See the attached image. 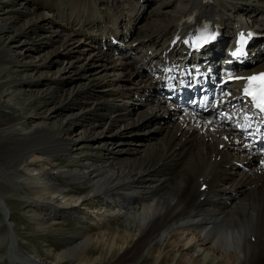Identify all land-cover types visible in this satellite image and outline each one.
I'll return each instance as SVG.
<instances>
[{"label": "bare ground", "instance_id": "1", "mask_svg": "<svg viewBox=\"0 0 264 264\" xmlns=\"http://www.w3.org/2000/svg\"><path fill=\"white\" fill-rule=\"evenodd\" d=\"M129 1L127 5L122 0L119 6L110 1L111 8L103 11L95 2H88L81 11L77 26L73 27L62 23L55 13L42 14L37 6L31 9V0H0V105L4 97L12 101V97L17 94L19 97L20 92L31 87L28 85L43 81L40 74L32 77L22 72L36 71L42 65L57 61L52 55L58 48L47 51L39 63H32L24 60L25 53L11 51L9 43L32 42L35 31L53 28L54 23L57 26L51 29L50 44L59 41L58 47L68 50L67 57L72 55V47L81 46L83 54L88 53V56L80 57L82 52L78 50L75 61L84 59V62L74 73L81 74L80 77L86 80L92 76L88 74L96 75L92 80L83 81L87 92L83 91V86L67 87L64 91L59 83L65 69H60L61 77L51 80L45 76L46 89L39 91L34 103H25L26 106L21 107V111L27 106L33 111L25 110L29 114L24 117L0 119L3 160L0 161V175L19 191L21 197L25 193L30 199V205L35 209L32 219L37 230L47 233L53 228V222L65 212H71L79 222L77 230L69 233L64 250L55 253L54 262L45 260L37 251L29 253L15 248L9 240L7 226L1 223L0 261L59 264L66 259L71 264H94L118 250L122 254L116 264L134 263L142 255L154 258L150 264H158L163 259L166 264L174 260L175 264H198L199 261L192 256V259L187 257L184 260L186 254L178 259H175L176 253L173 254L180 246L186 249L193 245V248L199 247L195 251L201 249L204 253L202 263L264 264V153L258 154L251 149L253 157H248L245 144L232 143L231 131L225 130L230 127L225 113H220V117L175 116V108L164 103V98L159 95L160 83L148 71L156 66L161 57L159 53L173 50L168 49L170 37L185 35L191 22L200 24L207 20L213 29L241 26L245 16L255 11L264 12V0L250 4L254 8L249 4L243 6L241 0H187L186 3L180 2L179 8L173 9L175 14L169 16L164 10L174 0H162L145 18L144 34L131 39L134 20L142 14L139 0ZM72 9L79 11V8ZM12 12L26 15L28 19L18 26L19 17L11 16ZM192 13L193 18L181 19ZM88 17L90 21H87ZM59 26L67 32H57ZM88 28L91 31H87ZM237 28L229 29L228 34ZM111 36L118 42L123 41L124 45L111 46ZM181 40L179 36L173 46L180 45ZM144 43L150 45L137 56L136 71L128 76L120 75L129 65L124 57L128 51L126 48L136 51ZM159 43L156 49L154 45ZM103 44L107 45L105 49ZM222 44L217 42L214 48H220ZM112 48L118 49L119 55H113ZM69 62V66H73ZM261 64L260 68H257L258 63L251 69L264 68V62ZM17 69L20 70L14 79L4 75L7 70ZM113 71L115 78L109 77ZM117 96H122V102L114 101ZM79 100L86 105L79 107L76 104ZM136 101L146 104L147 108L132 118L130 112ZM46 103H50V107L44 110L41 107L44 108ZM67 104H76L80 109L62 114L61 108L68 107ZM102 110H109L112 117L105 118L100 113ZM27 120L28 123L33 120L35 128L30 130ZM186 120L189 125L184 124ZM76 125L81 128V135L73 137ZM204 127L208 129L204 131ZM150 131L158 133L156 139L134 144L137 133ZM123 144L126 146L122 147ZM91 145L94 147H89ZM3 164L11 170L4 168ZM20 169L24 174L19 173ZM163 169L166 171L158 175ZM12 173L15 175L11 176ZM59 176L67 182L65 186L55 182ZM201 183L206 184L203 190L199 189ZM72 184H79L86 193L75 191ZM98 194L117 198L114 204L120 205L118 212L123 209L118 216L123 218L124 226L120 229L116 224L109 228L97 223L92 226L99 233L93 236L89 233L91 224L87 223L92 216L82 211L79 205L91 195ZM6 206L7 201L0 193L3 215ZM93 210L104 216L98 208ZM172 224L175 226L168 236L167 228ZM10 229L13 231V226ZM72 234L80 237L78 242L72 241ZM252 235L254 240H251ZM92 244L101 246V252L95 258L88 254Z\"/></svg>", "mask_w": 264, "mask_h": 264}, {"label": "rangeland", "instance_id": "2", "mask_svg": "<svg viewBox=\"0 0 264 264\" xmlns=\"http://www.w3.org/2000/svg\"><path fill=\"white\" fill-rule=\"evenodd\" d=\"M41 1L42 0H31L30 8L34 10L35 6L41 4ZM109 1H111L112 3L113 2L114 3H118V6H119L120 3H122L121 2L122 0H119L118 2H117V0H115V1L114 0H109ZM161 1L162 0H160L159 3L155 4L153 7L159 6ZM186 1L185 2H181V3H186ZM258 1H260V0H256L255 2H258ZM88 2L94 4V1L88 0L82 6L79 7L78 13L74 9H72V12L70 13V15L68 17H63V18L57 17V18L62 23L66 24V25L76 27L74 24H78V20L81 18V11L88 4ZM255 2L253 3L250 0H246V2H243L242 5L246 6L248 4L249 5L250 4H255ZM106 5H107V3H106ZM253 6L254 5H250L251 8H254ZM153 7L151 9H153ZM73 8H75V7H73ZM124 8H126V7H124ZM120 10H123V9H120ZM38 11L40 13H42V14L49 15L50 12H52L51 14H53L54 7H52L51 5H48V6H45V7L39 6L38 7ZM164 11H166V10H164ZM172 11H173V9H172ZM12 13L13 14H11V16L13 15L15 17H19L18 26L23 22V20L28 19V18H26V15H23L21 13H18V12L17 13L16 12H12ZM55 14L57 15V12ZM174 14L175 13L173 11V13H167V16L174 15ZM88 18H87V21H90V18L89 19ZM67 23H69V24H67ZM54 26H53V28L49 27L48 29H40L38 31H35L34 37L32 38V42H30L28 40L29 42L27 44L21 43V42H18V41L9 43V45L11 46V51L17 52V53H23V54L25 53L27 56L24 58V60L25 61L29 60V62H32V63L33 62L34 63H39L41 58H43L45 56V53L47 51H51L54 48H58L56 54L52 55L53 59L57 58V61H55L53 63H50V64H47V65H42V66L38 67L36 71L27 70L26 72H22L21 73V74L25 73V76H32V77L37 76V75L40 74L42 76V80L43 81L36 82V83L28 85V86H31V87L25 88L24 91L20 92L22 95L19 94V97H18V94H17V97L16 96L12 97L13 98L12 101H11V99L9 100L8 97H4L3 100H1L2 104L0 105V119L3 118L5 120H11V119L16 118V117H24L25 115L29 114V113H25L26 111H28V112L33 111V109H31V108L29 109L28 108L29 106H27V109H25L26 111L23 110V109H22L23 111H21V107H23V106L25 107L26 104L28 105V104L34 103L35 96L38 95L39 91L40 90L42 91L43 89H46L45 80H44L45 76H46L45 79L50 77L51 80L53 78L57 79V78L61 77L60 69H65V72L63 74L64 76L62 75L63 79L59 83V86H60V88L62 87L61 88L62 90L67 91V87L68 88H70V87H73V88L74 87H79V88H81V86H83L82 87V89H84L83 91L87 92V87H86V85L84 83L86 79H84L83 76L80 77L81 74L74 73V71L78 70V67L80 66V64L84 62V59L79 60L80 63L78 61H75L76 60V56L79 54L78 50L82 52L80 54V57H82L85 54L88 56V53H84L83 54V51H82L83 48L81 46H77V47H72V48H74V51H72V55H71L73 57H71V56L67 57L66 54L68 53L67 52L68 50H64V48L62 49V47H58L60 45L59 41L56 40V42H53V43L50 44L49 36L52 35L51 29H54ZM56 26H57V24H56ZM144 26H145V24H144ZM90 28H88L87 31H91ZM63 29H65V28L63 27ZM64 32L65 33L67 32L66 29L64 30ZM53 36L59 38V36L57 34H54ZM80 44L85 45V43H80ZM69 47H71V45H69ZM69 47H67V49H69ZM17 53H14V55H18ZM72 60H74V62ZM69 61L72 62V65H73V66H71L72 68L68 64V63H70ZM262 65L263 64L259 65L258 67H261ZM13 69H16V68H13ZM19 70L20 69H17L16 71L15 70H7V71H5L6 73L4 72L5 73L4 75L6 76V74H7L6 77L8 79H14L16 77V73L19 72ZM22 71H25V70H22ZM98 72H99V70H98ZM117 72H119V71H117ZM114 74L116 75V73H114V71L111 72L109 77L115 78ZM125 74H127V76H128V75L133 74V73H127V71L125 70L120 75H125ZM88 75L89 76L92 75L91 76L92 78L88 77L89 80H92L93 78L96 77V75H93V74H88ZM88 79L86 81H88ZM48 82H46V84H48ZM49 83L51 84V82H49ZM21 96H23V97L25 96V98H23ZM14 99L17 102L20 101V100H22V101L16 103V101ZM26 100H27L28 103L26 102ZM81 100H79V102L76 103L79 107H83L84 105H86V102H82L84 99L82 101ZM140 101H142V100H140ZM49 104L50 103H46L44 108L43 107H41V108L45 110L46 108L50 107ZM19 105H21V106H19ZM75 105L67 104L68 107H62L61 108L62 114L68 115V114H71V112L73 113V111L74 112L79 111L80 108L75 106ZM139 107L141 108V106H138V105L133 106V108H139ZM85 109H87V107ZM142 110H143L142 108L138 109V111H142ZM105 112H107L108 115ZM100 113L105 118L112 117V115H111L112 113L109 110H102V111H100ZM166 115H168V112L166 113ZM89 116L90 115L87 114L88 118H89ZM131 117L134 118L133 116H131ZM164 117H165V114H164ZM95 118H97V117H95ZM25 122H27L26 123L27 126L28 125L31 126L30 130L35 128L34 126H36V123L33 120L29 121L30 124L28 123V120L25 121ZM80 131H81V128L78 125H76L75 126V133L73 134L74 135L73 137L80 136L81 135ZM156 133H157L156 131H150V132H147V133H142V135H137L136 134L135 138H134L136 140L133 139L134 140V144L138 145L139 141L149 143L150 141L156 139V137L158 136V133L157 134ZM145 134H147V136H150L152 139H150V140L147 139V138L146 139H141V138L137 137V136H143ZM106 135L108 136L109 134H106ZM139 139H141V140H139ZM93 145H94V142H93ZM125 146L126 145H124V144L122 145V147H125ZM89 147L93 148L94 146L91 145ZM115 147L116 146H114V148ZM121 154H124V152H122ZM0 161L3 162L2 158H1V154H0ZM2 166L4 168H6V169L11 170V168L6 166V164H3ZM19 173L24 174V171L22 169H20ZM10 175L12 176V175H15V174L12 173ZM55 182H58L60 185H64V186L67 184V182H64L61 179V177L59 179H57ZM8 183H9L8 180L0 175V193L2 194V196L7 201V206H6V208H4V210L9 212V214H10V219H11V221L13 223V227H14L17 235H18L20 244L24 248H26L29 251V253L37 251L39 254L42 255L43 258L51 260L49 262H54L56 260L55 253H57L60 250H64V248L66 247V242L68 241L67 237H69V233L70 232H75L77 230V228H78V225H75V222L70 220V218L61 217L57 222L54 223L53 228H51L47 233H42V232L38 231L37 228H36V223L32 219L33 216H34V213H35V212L33 213V211H35V210L30 205L31 204L30 199H28V197L25 195V193H23V195L21 197V195L19 194V191L18 190L17 191L14 190V188ZM72 187L74 189H76L75 191H77V192L81 191L82 193H86V190H83V188H80L79 184H72ZM23 188H24V186H23ZM77 188H79V189L77 190ZM88 204L90 205L91 202H88ZM81 205H83V204H81ZM81 210L87 212L86 210H83V209H81ZM0 221H3L1 211H0ZM1 223L6 226L4 221L0 222V224ZM97 223L100 224L99 221ZM102 224H104L105 227H107V225L104 222ZM116 224L117 223H113L110 228H112ZM122 226H124V225L122 224L120 226V229L122 228ZM92 229H95L96 232H90ZM92 231H94V230H92ZM89 233H91L93 236H95V235H98L97 233H99V231L97 230V228L95 226L91 225ZM72 238H73L72 241L76 240V242H78V239L80 237L77 236L76 234H72ZM259 240H261V239H259ZM97 246L98 245H96V247H95V245L92 244V246L89 247L88 254L90 255V257L95 258L96 256H99V254L101 252V246H98V247ZM194 247H196V246H194ZM47 249H48V251H46ZM56 249H58V250H56ZM183 249H185V248H183ZM3 250H4V248L2 247L1 251H3ZM175 253H176V255L178 253H180L178 257H175V259H178L180 257L182 258L183 257L182 255L186 254L188 256L184 255V260L188 259L187 257H189L190 259H192V258L197 259L199 261L198 264H209L208 262L202 263L200 261L202 256H203V254H204L203 252H200L199 254L198 253L195 254V252H189V251L187 252L186 249L184 251L182 249H178L177 251L173 252L174 255H175ZM121 254H122L121 251L115 250V252L112 255L108 256V258H101L99 261L95 262L94 264H109V262H112V263L116 264L115 262H117V259L119 258V255H121ZM185 256H186V258H185ZM190 256H192V258ZM153 260H154V258L151 257L150 255H142L139 259H137L134 263H131V264H150V262H153ZM165 260L166 259H163L158 264H166ZM175 263H176V261H175ZM0 264H8V263H7V260H5L4 262L0 261ZM59 264H70V261L65 259V260H62L61 262H59ZM84 264H90V263H84ZM170 264H172V262Z\"/></svg>", "mask_w": 264, "mask_h": 264}, {"label": "snow or ice", "instance_id": "3", "mask_svg": "<svg viewBox=\"0 0 264 264\" xmlns=\"http://www.w3.org/2000/svg\"><path fill=\"white\" fill-rule=\"evenodd\" d=\"M235 55V53H234ZM248 80L250 82L255 81L258 88H259V94L261 97V104L257 105L258 107H261V110H264V73L260 74L259 77H249ZM245 93L252 96L255 99L256 93L253 91H249V89L246 87L245 88Z\"/></svg>", "mask_w": 264, "mask_h": 264}]
</instances>
